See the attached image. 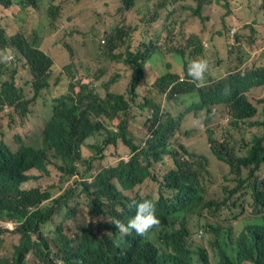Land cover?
Here are the masks:
<instances>
[{"label": "trees", "instance_id": "trees-1", "mask_svg": "<svg viewBox=\"0 0 264 264\" xmlns=\"http://www.w3.org/2000/svg\"><path fill=\"white\" fill-rule=\"evenodd\" d=\"M88 2L89 0H0V52H5L7 59L12 57L15 61L27 63L29 79L26 83L31 85L33 93L30 99L24 97L20 84L22 76L17 64H10L6 58H0V108H16L20 110L21 118H26L28 113L41 117L49 112L53 117L39 134L42 147L23 143L18 136L15 139L20 146L14 152H10L5 142L0 143V217L9 216L21 220L28 214L29 207L37 206L36 213L32 214L22 229L23 234L36 231L39 221L47 225L62 209H66L72 218L80 217L83 212L79 204L70 205V197L65 195L68 190L63 194L52 195L50 190L38 187L23 189L22 186L39 178L32 176V171L49 174V152H53L60 161L58 169L62 175L77 176L79 165L85 161L81 144L103 132L108 137L103 146L98 148V152L102 153L107 146L121 145L129 151V158L121 159L116 165L102 170L94 184L96 188L85 195L87 208L92 207L93 212L99 215L103 211L102 201L107 199L108 215L122 217L117 207H122L126 213L129 201L116 191L114 184L118 180L124 188H132L149 175L147 168L140 162V145H137L135 137L137 129L133 128V122L140 119L138 108L142 104L148 111L159 110L165 121V126L158 131L156 140L151 143L150 151L142 152L146 160L150 156L157 160L169 150L175 161L184 165L192 161L183 156L205 158L189 153L183 145L176 149L170 144L180 120L171 114L165 117L162 108L173 106L178 101L183 103L181 107L196 103L193 107L199 111L212 110L214 105L227 106L240 118H244L245 122L249 121L251 128L261 126L264 129V122L251 121L255 110L244 98H236L232 103L226 95L229 87L232 89L246 84L250 88L258 83V79L264 82V67L259 68L263 72L260 73L261 76H254L256 65L244 60L248 54L264 58V45L255 42L256 34L253 33L255 31L264 37V0H154L149 13L139 15L136 23L126 24L127 21H124V25L129 28L114 30L110 27L104 30L99 46L91 51L95 64L91 66L88 79L93 83L83 84L79 93L75 92L74 87L55 93V89L68 79L61 80L64 71L56 68L51 55L39 40L41 31L46 29L41 22L51 19L71 26L74 14L84 9ZM120 3L117 14L133 10L138 0H120ZM207 6L215 9L214 17L204 14ZM258 6L261 7L256 13L262 18L261 22L238 14L241 8L252 10ZM220 9H223V14ZM35 13L40 17L36 22H20L23 14L31 16ZM162 14L166 17L159 25ZM194 18L200 19L203 25L199 32L187 29L190 19ZM227 19H232V23H228ZM209 20L213 23V31L206 26ZM36 29L40 32H36ZM83 35L81 31L69 33L67 37L70 38L63 42H67L66 47L76 54L75 42L82 40ZM216 36L240 55L222 57L224 45H219V40L216 43ZM200 59L207 61V70L203 73L208 77L207 86L201 80H197L201 86L186 81L188 78L194 79L189 74L190 65ZM234 60H244L245 63L234 67L231 65ZM220 61L223 63L222 68L216 70V63ZM123 67L125 69L122 70ZM225 73H232L234 76L227 80L223 77ZM181 76L184 78L182 82ZM122 86V94L111 90L113 88L118 91ZM208 86L212 87L207 88ZM100 87H104L106 91L101 92ZM260 90H264V87ZM218 93H221L220 98ZM188 94L199 99L194 97L196 100L190 103L184 98ZM43 98H48L49 101L41 103ZM159 98L163 99V104L158 102ZM153 116L159 115L154 113ZM105 119L108 122L117 120L118 124L116 127H106ZM211 144L215 150L216 142L211 140ZM180 155L184 158L183 161ZM206 173L208 174V170ZM25 180L27 181L23 183ZM167 188L172 190L173 195L170 199L162 198L156 203L157 215L164 225L160 237L176 252V257L159 256L151 245L136 242L132 238L111 239L106 234L99 238L95 234L96 226L89 225L81 229V237L75 245L61 237L63 264H189V251L184 244V237L187 235L184 223L180 230H171L188 220V215L197 214L207 207L196 185L185 174L171 172L167 178ZM45 199H48L47 203L41 205ZM50 201L52 204H48ZM98 227L101 231L109 228L104 223H100ZM252 228L247 224L236 241L230 240L228 244L218 247L215 255L219 264H264V228L258 229L254 235ZM31 248L27 239L18 252L15 264H24V258ZM37 248L44 264H53L49 255L39 246ZM0 264L8 263L0 261Z\"/></svg>", "mask_w": 264, "mask_h": 264}, {"label": "rangeland", "instance_id": "rangeland-1", "mask_svg": "<svg viewBox=\"0 0 264 264\" xmlns=\"http://www.w3.org/2000/svg\"><path fill=\"white\" fill-rule=\"evenodd\" d=\"M152 0H138V4H135V8L131 11L126 10L122 14H117V9L121 6L120 0H89L84 9H80L74 14V21L71 26L64 25L62 21L54 22L51 19L43 20L41 25L46 27L41 31L39 40L44 45V48L51 55L56 68L64 71V77L61 80L64 81L62 86L55 89V93L65 92L67 89L74 87L75 92H80L81 82H83L88 75H90V69L95 64L94 55L92 50L96 49L99 42L102 41L104 30L106 28L113 27L114 30H123L129 27L124 25L134 24L138 21L139 15L148 14L151 8ZM261 6H258L252 10L248 8H241L238 13L240 16L250 17L252 20L261 22L262 18L258 17L257 10ZM129 11V12H127ZM127 12V14H126ZM221 14L224 13L223 9H220ZM126 14V16H125ZM164 14V13H163ZM160 18L158 24H162L166 15ZM204 14L215 16V9L206 7ZM45 17V16H44ZM38 14L31 16L23 14L20 18V22L27 20L29 23H34L39 20ZM223 21L221 20V23ZM227 22L232 23V19ZM202 23L200 19H190L187 29L190 32H199ZM206 26L210 30L213 29V23L209 20ZM218 30V29H217ZM216 30V31H217ZM32 31H34L32 29ZM40 32L39 29L35 30ZM81 31L84 33L82 40L75 42L76 54L66 47L67 42H63L69 33ZM153 31V30H152ZM264 36V34H262ZM211 38L210 35H207ZM220 37H214L217 41ZM224 45V51L221 52L222 57H228L229 51L227 45L223 40H219V45ZM208 48L209 46L206 45ZM71 52L74 56L72 58ZM5 52H0V58H6ZM232 55V57L238 56ZM10 64H17L20 74L22 76L21 89L24 91L26 99H30L33 96L31 85H27L29 79V68L26 62L15 61L10 58H6ZM247 63H254L256 70L264 67V58L255 55L251 57L249 54L244 57ZM242 60L243 62H245ZM122 70L125 67L121 68ZM92 82V81H91ZM93 83V82H92ZM112 91L122 94L124 87L122 86L118 91L111 89ZM101 92H105L104 87H100ZM184 98L193 103L194 95L188 94ZM48 98L41 99V103L48 102ZM158 102L163 104V99L159 98ZM183 103L181 101L175 102L173 106L163 108V114L167 117L169 114L175 113V118H183V114L188 107H181ZM260 114L258 119L264 120V108L259 107ZM0 143L5 142L9 146L10 152H14L19 148V143L16 141V137H20L23 143L41 147L39 134L42 128L46 125L50 119L51 112L46 113L41 117H34L28 113L26 118H21L20 110L12 107L5 106L0 108ZM139 120L133 122V128L137 129L135 135L138 145H142L146 138V131L148 127L149 112L147 107L143 104L138 108ZM227 111L223 110L219 116H214L212 120H207L203 115L193 116L188 122H183L180 125V129L173 135L170 144L179 149L181 145L185 146L189 153L193 154H207L210 158V164L208 167V174H205L202 182L205 187V197L207 202H212L211 208H206L203 211L188 215V227L191 231L192 237L197 240V245L207 246L209 251V260L211 264H217V257L214 253V243L217 240L222 241V236L225 233H230V240L236 241L242 234L245 226L250 224L251 226L261 224V220H257L264 214V207L255 203L253 188L247 182L241 190L233 196H230L231 191L238 185L239 180H244L247 177V170L242 171L241 176L233 175L230 172L229 167L218 160H216L210 153V140L208 134L211 132L216 142L224 141L223 145L231 148L232 151L239 155L244 156L247 149L250 146V141L254 136H262L264 129L261 126L251 128L248 125L249 121L241 123L238 126H232L225 121L227 119ZM130 119V116H127ZM105 124L112 128L116 127L118 121L108 122L104 120ZM131 125V124H130ZM108 137L106 132L97 134L90 138L82 148V156L85 160L79 165L78 175L75 177L64 176L59 172L58 166L60 161L54 156L53 152H49V174H43L41 172L32 171V176L39 177L31 182L24 184L23 188L38 187L43 190H50L52 195H59L65 193L70 188H75L77 191V197L70 202L71 206L79 204L81 212H87V199L81 194V183L85 179L90 178L92 175H96L101 170L116 165L121 159H127L129 157V151L118 145L117 147L107 146L103 148V152L99 153L98 148L103 146L104 140ZM185 159H190L194 162L195 158L183 156ZM90 168V169H89ZM175 168L173 159L170 156H165L162 162L155 165L152 169V177L144 182L142 185L134 189L132 192L127 193L131 199H138L144 197H150L157 199L159 191V182L164 179V176L172 169ZM89 170V171H88ZM254 182L260 184L261 191L264 192V165L259 171ZM230 197V201L225 206H220L225 198ZM52 201H50V204ZM63 222V218L55 217L50 223L43 226L42 233L48 239L54 238L56 228ZM67 232L69 235L73 234L74 224L72 222H66ZM214 226L220 230V237L210 228ZM200 232H203L199 237ZM4 243L0 254L1 258L12 260L14 256L15 248L20 244V237L14 234H6L4 236ZM29 264H38L33 256L28 258Z\"/></svg>", "mask_w": 264, "mask_h": 264}, {"label": "clouds", "instance_id": "clouds-1", "mask_svg": "<svg viewBox=\"0 0 264 264\" xmlns=\"http://www.w3.org/2000/svg\"><path fill=\"white\" fill-rule=\"evenodd\" d=\"M253 33L256 34L255 42L258 43V41H262L260 44L264 45V37H261L259 35L260 33H256L255 31ZM207 46L209 45L207 44ZM228 51H229L228 53L230 57L232 55H236L239 53L229 47H228ZM153 54L155 55V52H153ZM71 55H72V58H74L72 52H71ZM211 60H214V59L211 57ZM241 63H245V62H243L242 60H235L232 66L235 67ZM222 65L223 63H221V61L216 63L215 69L216 70L221 69ZM206 70H207L206 60L200 59V60L194 61L190 65V72H189V74L194 79L188 78L186 81L191 82L193 85L201 86L200 83L197 82V80H201V83L204 86H207L208 77L203 75V73ZM260 73H263V72H260L256 69L253 72L254 76L260 75ZM230 76H234V74L225 73L223 75V77L227 78V80ZM182 81H184V78L181 76L180 82ZM257 81L258 83L256 85L251 86L250 88L246 84L242 85L241 87H236L232 89H230L229 87L228 91L226 92V95L232 101V103H234V100L236 98L237 99L244 98L245 101L252 107V109L255 110V113L251 116L253 118L251 119V121L252 122H264V120L260 121L258 119V116L260 114L259 107L261 106L264 108V92L260 90L261 87H264V82L261 79H258ZM90 82L91 81L88 78H86L83 82H81V87H84L83 84L90 85ZM210 87L212 86H208L207 88H210ZM219 95L221 96V93H218V98H220ZM194 97L199 99V97L197 96H194ZM195 104L196 103L189 105L188 109L183 114L184 116L183 118H176L180 120V125L183 122H188L193 116L203 115L207 118V120H212L214 116H219L220 112L223 110L227 111V115H226L227 119L225 121L230 123V125L238 126V125H241V123L245 122L244 118H240L239 115L234 110L229 109L227 106L226 107H216L214 105L212 107V110L199 111L197 108L193 107ZM148 112H149V116L147 119L148 127L146 131V138L143 144L140 145V152H139L140 157L139 158H140V162L142 166L147 168L149 175L141 183L136 184L132 188H124L119 183L118 180L114 184V186H116L117 188L116 191L129 201L127 203L128 208L126 210V213H124V209L122 207H117V211L122 214V217H112L108 215L109 203L107 202V199H103L102 201L103 211L99 215H96L93 212L92 207H90L87 210V212L82 213L80 217L77 219V218L70 217L69 212L66 209H62L56 215V217L63 218V222L56 228L54 238L52 239H48L47 237L43 235L42 229H43V226L45 225L41 221L38 222V229L36 231L28 232L27 234H23L22 232V229L24 228L25 224L29 221L32 214L36 213L37 206L29 207L28 214L21 220L17 218H12L9 216L0 217V231H1L0 254L2 251L3 243H4L3 238L6 234L11 233V234H14L20 237V244L15 248L13 259L9 260V259L0 257L1 262H7L8 264H15L18 258L19 250L23 248L25 241L28 239L30 241V244L32 245V248L26 254L24 258V264H29L28 258L30 256H33L35 260L38 262V264H44V262L40 258L39 250L37 246H39L42 251H44L46 254L49 255L50 261H52L53 264H63L62 259L64 256L62 254V250L60 247L61 237L66 238L67 240H69L75 245L77 240L81 237V229L86 228L89 225L96 226L95 234L99 238H102L104 234L108 235V237L110 236L111 239L117 238L121 240H127V238H132L136 242L151 245L158 252L159 256H166L167 258L176 257V252L170 246H168V244L166 245L165 239L160 237L161 232L164 230V225L160 223V218L157 215L158 208H157L156 203H159L162 198L170 199L172 197L173 195L172 190L167 188V178L171 172L177 171L180 175L185 174L196 185L197 190L200 192L201 197L204 200L203 201L204 205L207 208H211L213 206V203L206 201V197H205L206 191H205V187L202 182L205 174H207L206 171L208 170V167L210 164V158L207 154H195V155L205 156V158L196 159L194 162L184 165L180 162L177 163L169 150L165 152L164 154L162 153L160 155V158L157 160L152 156H150L148 160H146L142 152L150 151L151 143L156 140L158 131H160V129L163 126H165V121L160 116L159 110L154 112V110L151 109ZM162 112H163V108H162ZM154 113H157L159 116H153ZM171 115L175 118V113ZM52 120H53V117L51 118V121ZM180 125L176 131L180 129ZM208 137H210L212 141L216 142L211 132L208 134ZM211 140H210V151H211L210 154L216 160L225 163L229 167L230 172L233 175L241 176L243 170L248 171L247 177L244 180L238 181V185L233 189V191H231L230 196H233L236 193H238L241 190V188L244 186L245 182H247L253 188L255 203L259 206L261 205L264 207V192L261 191L260 184L254 182V179H256L259 171L264 165V134L262 136H254L252 138V140L250 141V146L247 149L246 154L244 156H239L235 154L231 148H228L227 146L223 145L224 141H221V142L217 141L216 149L213 150ZM86 142L87 141L81 144L82 145L81 151ZM166 147L169 149L167 144H166ZM165 156H170L173 159L175 168L170 170L164 176V179L159 182L160 187L158 191V198L154 199L150 197H144V198H138V199H131L127 195V193L132 192L134 189H136L137 187L142 185L144 182H146L148 179H150L152 177L153 167L155 165L160 164ZM180 158L182 161L184 160V158L181 155H180ZM127 159H123V160H127ZM101 174H102V170L98 172L96 175H92L90 176V178L85 179L84 182L81 183V194L82 195L85 196L91 190L96 188L94 187V184L97 183V179ZM24 176L27 177L26 172H24ZM26 181L27 180L23 181V183H25ZM23 189H27V188H23ZM76 191L77 190L75 188H70L65 194L66 196L70 197V202L73 201L77 197ZM230 199H231L230 197L225 198V200L221 203L220 206L227 205ZM47 200L48 199L43 200L41 202V205L46 204ZM48 204H50V202ZM257 220H261V224L252 225L253 226L252 235H254V233L258 229L264 228V214L262 217L258 218ZM66 222H72L74 224L72 235H69V233L67 232ZM100 223H104L108 225L109 228L101 231V229L98 227ZM183 223L185 225V228L187 229V235L184 237V244H185L186 250L189 251V264H211L209 260L208 247L197 245V240L194 237H192L191 231L188 227V220H184L177 226V228L171 231L180 230ZM210 228L214 230L215 232H217L219 237L221 236L220 230L218 228H215L214 226H210ZM202 234L203 232H200L199 237H201ZM229 236H230V233L227 232L225 233V235L222 236V241L217 240L216 243H214L213 245L214 253L216 252L218 247L224 246L230 242ZM217 264H219L218 258H217ZM233 264H239V263H233ZM245 264H250V263H245Z\"/></svg>", "mask_w": 264, "mask_h": 264}, {"label": "crops", "instance_id": "crops-1", "mask_svg": "<svg viewBox=\"0 0 264 264\" xmlns=\"http://www.w3.org/2000/svg\"><path fill=\"white\" fill-rule=\"evenodd\" d=\"M211 6H214V5H211ZM207 7H210V6H207ZM206 16H208V14H205ZM260 35V34H259ZM262 41H258V43H261ZM235 61V60H234ZM234 61L231 62V65L234 63ZM262 92H264V90H262Z\"/></svg>", "mask_w": 264, "mask_h": 264}]
</instances>
